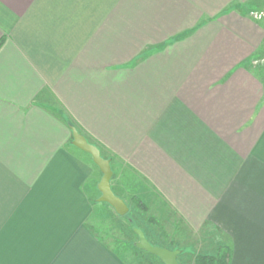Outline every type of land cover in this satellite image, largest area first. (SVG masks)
<instances>
[{
  "label": "crops",
  "instance_id": "1",
  "mask_svg": "<svg viewBox=\"0 0 264 264\" xmlns=\"http://www.w3.org/2000/svg\"><path fill=\"white\" fill-rule=\"evenodd\" d=\"M262 10L0 0V264H135L71 127L111 161L152 245L222 236L231 264H264Z\"/></svg>",
  "mask_w": 264,
  "mask_h": 264
},
{
  "label": "rangeland",
  "instance_id": "2",
  "mask_svg": "<svg viewBox=\"0 0 264 264\" xmlns=\"http://www.w3.org/2000/svg\"><path fill=\"white\" fill-rule=\"evenodd\" d=\"M251 17L260 22V24L264 27V11H257L251 14ZM256 64H259L258 62ZM264 64V58H260V65ZM100 212L106 213L108 215L106 222V233L111 235H115L116 238H120L124 244L118 245V249L123 253L126 258L132 257L135 260V264H162L156 257L146 254L139 253L138 256L135 255L136 249L135 244L138 242V238L133 234L132 227L129 225L128 218L120 219L116 215H114V211L109 209L108 207L101 209ZM135 218V216H132ZM135 225L139 226L142 223L141 219L136 218ZM104 227V226H103ZM121 229V231H120ZM200 237V236H191L187 241H179L177 243V247L182 250L180 255V263L181 264H194L195 258L199 254L205 253H215L218 245L221 243V237ZM216 238V240H213ZM206 241H205V240ZM211 239V240H209ZM204 240V241H202ZM124 246L126 248L123 250ZM127 250V252H126ZM135 255V256H134ZM137 256V257H136ZM130 259V258H129ZM133 262V261H132ZM134 264V263H133Z\"/></svg>",
  "mask_w": 264,
  "mask_h": 264
},
{
  "label": "water",
  "instance_id": "3",
  "mask_svg": "<svg viewBox=\"0 0 264 264\" xmlns=\"http://www.w3.org/2000/svg\"><path fill=\"white\" fill-rule=\"evenodd\" d=\"M71 130L73 135L72 145L88 153L92 157L93 163L100 169L103 175L98 184V189L101 193L98 202L108 204L118 215L125 216L130 209L127 203L121 197L117 196L112 189L111 180L113 177V169L111 161L104 158L101 150L96 145L90 143L75 127H71ZM134 232L138 237V242L136 243L138 249L156 256L163 264H179L178 257L181 254L180 250H170L168 248L154 246L147 239L143 230L134 228Z\"/></svg>",
  "mask_w": 264,
  "mask_h": 264
},
{
  "label": "trees",
  "instance_id": "4",
  "mask_svg": "<svg viewBox=\"0 0 264 264\" xmlns=\"http://www.w3.org/2000/svg\"><path fill=\"white\" fill-rule=\"evenodd\" d=\"M135 205L140 207L141 211H144V204L135 203ZM132 216H134V215H133V213L131 214V210H130L125 216H121V217H123V218L127 217L128 218L129 225L132 227V232H133V234H135L134 228H136L138 226L135 225V223H136L135 218ZM135 248H136L137 252H139V253H146V254L152 255V254L147 253L141 249H138L136 246H135ZM180 255H179V257H180ZM152 256H154V255H152ZM154 257H156V256H154ZM231 257H232V249L226 245H219L215 253H212V254L205 253V254L197 255L195 258L194 264H231Z\"/></svg>",
  "mask_w": 264,
  "mask_h": 264
}]
</instances>
